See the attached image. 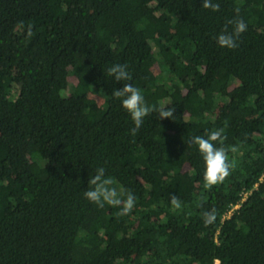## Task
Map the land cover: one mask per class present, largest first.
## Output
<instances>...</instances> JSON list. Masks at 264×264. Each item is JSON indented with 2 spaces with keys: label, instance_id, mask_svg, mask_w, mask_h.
<instances>
[{
  "label": "trees",
  "instance_id": "16d2710c",
  "mask_svg": "<svg viewBox=\"0 0 264 264\" xmlns=\"http://www.w3.org/2000/svg\"><path fill=\"white\" fill-rule=\"evenodd\" d=\"M214 2L0 0V264H264V0ZM124 83L157 109L135 136ZM221 128L234 166L207 189L191 138ZM101 167L128 215L84 197Z\"/></svg>",
  "mask_w": 264,
  "mask_h": 264
},
{
  "label": "clouds",
  "instance_id": "9594fccd",
  "mask_svg": "<svg viewBox=\"0 0 264 264\" xmlns=\"http://www.w3.org/2000/svg\"><path fill=\"white\" fill-rule=\"evenodd\" d=\"M202 6L205 9H211L217 12L220 9V4L214 0H202ZM237 14L239 9H236ZM233 25V31L229 32L228 27L225 26L224 30L216 37L217 44L221 48L235 49L238 47V39L240 35L247 31V24L242 19H234L227 22ZM23 29L24 25L21 22L17 26ZM27 36L33 35L32 25H27ZM108 75L114 77L117 82L131 81L132 75L128 71V65L115 64L108 69ZM113 96L121 100L122 107L130 114L134 123V127L130 130V134L135 136L139 129L142 127L144 119L152 112L157 111L154 106L146 103L141 89L133 86L131 83H124L122 89H115ZM174 109L161 107L158 109V116L161 120L174 119ZM224 129L212 130L204 136H194L191 138V143L198 147V151L202 154L205 171L203 174L204 187L207 189L212 188L218 184H222L231 174L233 164L229 160L228 151L236 152V147L230 149L225 148ZM219 143V147H217ZM105 169L103 167L96 170L94 177H90L88 184L91 186L84 192V197L90 202L96 204L98 207H104L105 204L120 208L118 215L125 216L132 212L135 207L136 198L130 192L126 193V198H122L121 193L113 187L115 181L111 177L105 176ZM171 205L175 209L182 208V201L176 197H171ZM204 223L206 226L213 224L216 221V211H206L203 214Z\"/></svg>",
  "mask_w": 264,
  "mask_h": 264
},
{
  "label": "built area",
  "instance_id": "2783aa9c",
  "mask_svg": "<svg viewBox=\"0 0 264 264\" xmlns=\"http://www.w3.org/2000/svg\"><path fill=\"white\" fill-rule=\"evenodd\" d=\"M238 205H235L234 207H232L231 209H230V211H229V213L234 209V208H236Z\"/></svg>",
  "mask_w": 264,
  "mask_h": 264
},
{
  "label": "rangeland",
  "instance_id": "374dc122",
  "mask_svg": "<svg viewBox=\"0 0 264 264\" xmlns=\"http://www.w3.org/2000/svg\"><path fill=\"white\" fill-rule=\"evenodd\" d=\"M215 264H218V262H215Z\"/></svg>",
  "mask_w": 264,
  "mask_h": 264
}]
</instances>
